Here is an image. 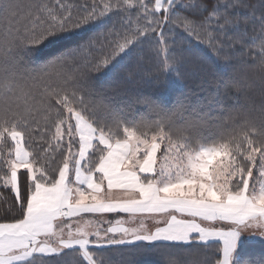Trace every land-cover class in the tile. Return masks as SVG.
Wrapping results in <instances>:
<instances>
[{"label":"snow or ice","instance_id":"snow-or-ice-1","mask_svg":"<svg viewBox=\"0 0 264 264\" xmlns=\"http://www.w3.org/2000/svg\"><path fill=\"white\" fill-rule=\"evenodd\" d=\"M197 53L206 104L126 87ZM145 216L165 226H124ZM0 221V264H264V0H0Z\"/></svg>","mask_w":264,"mask_h":264},{"label":"trees","instance_id":"trees-1","mask_svg":"<svg viewBox=\"0 0 264 264\" xmlns=\"http://www.w3.org/2000/svg\"><path fill=\"white\" fill-rule=\"evenodd\" d=\"M153 1V0H152ZM18 2L24 3L26 0H18ZM255 3L256 0H250ZM51 54L50 50L42 52L40 55L47 57ZM211 67H215L214 62L209 58L207 60L197 53L188 55V62L180 69V74L172 77H167L166 83L162 88H153L144 84L129 85L127 89L135 90L137 87L140 91L151 96L153 99H157L165 106H171L176 100L181 99L191 100L192 103H207V98L213 89L209 86L210 81L215 78L214 73L211 71ZM251 79H255L251 77ZM106 98L110 103H113L117 107L124 108L127 115L131 117L139 118V116L146 114L147 109L134 100V91L126 90L125 86H118L111 81L104 84ZM261 86L258 80H255L254 86L251 89H245L239 93L238 100H228L230 105H234L236 111L231 113L236 119H243V114H252L253 108L259 106L262 102L261 98ZM215 115V113H213ZM226 117L228 114H225ZM43 124L42 117H37ZM28 150H33L29 148ZM62 157H60V161ZM3 222V221H0ZM140 264H144L143 261Z\"/></svg>","mask_w":264,"mask_h":264},{"label":"crops","instance_id":"crops-1","mask_svg":"<svg viewBox=\"0 0 264 264\" xmlns=\"http://www.w3.org/2000/svg\"><path fill=\"white\" fill-rule=\"evenodd\" d=\"M86 219H96V220H101V221H106V220H124V221H128V216L127 214H104L103 216H97V217H91V216H86ZM156 219H159L161 222L159 224H156L154 222V219L152 217H137L135 223H125L124 226L125 227H135L139 224L140 220H144L145 222V226L148 227L149 229L154 230L155 227L159 226V227H164L165 224L163 223V220L166 218H161V217H156ZM204 222H202L203 224ZM101 227H108L109 225L107 224H101ZM206 226V225H205Z\"/></svg>","mask_w":264,"mask_h":264},{"label":"rangeland","instance_id":"rangeland-1","mask_svg":"<svg viewBox=\"0 0 264 264\" xmlns=\"http://www.w3.org/2000/svg\"><path fill=\"white\" fill-rule=\"evenodd\" d=\"M152 2L154 3V0H153ZM8 143L11 144L10 141H8ZM162 147H163V145H162ZM161 156H162V153H161V152H158V153H157V166L159 165V158H160ZM59 162H60V157L57 158V163H59Z\"/></svg>","mask_w":264,"mask_h":264}]
</instances>
